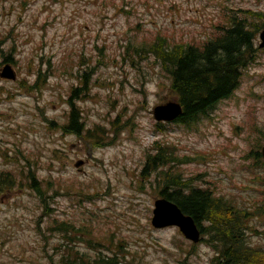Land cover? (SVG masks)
I'll return each instance as SVG.
<instances>
[{
	"label": "rangeland",
	"instance_id": "1",
	"mask_svg": "<svg viewBox=\"0 0 264 264\" xmlns=\"http://www.w3.org/2000/svg\"><path fill=\"white\" fill-rule=\"evenodd\" d=\"M244 9L264 12V0H0V68L17 72L0 78V264H81L66 257L73 249L91 261L117 252L118 264H209L214 248L151 225L161 196L144 163L154 141L191 158L177 167L184 178L246 209V242L264 249V48L208 115L164 127L152 117L175 97L147 47L158 37L201 45ZM38 68L50 77L34 89ZM71 86L85 127L107 146L51 124L66 121ZM61 221L81 228L68 243L49 230Z\"/></svg>",
	"mask_w": 264,
	"mask_h": 264
},
{
	"label": "trees",
	"instance_id": "2",
	"mask_svg": "<svg viewBox=\"0 0 264 264\" xmlns=\"http://www.w3.org/2000/svg\"><path fill=\"white\" fill-rule=\"evenodd\" d=\"M243 13L241 16L230 15L229 25L220 26L217 35L201 48L170 43L165 37H158L156 42L147 47L154 55V62L160 64V69L163 68L168 75L169 89L182 106V123H190L208 115L220 100L230 97L239 85L243 69L255 62L259 51L255 43L258 32L264 27V12L243 10ZM126 48L129 50V46ZM147 48L142 46V50L135 52L141 56L140 53L146 52ZM10 60V56L4 58L5 62ZM42 71L45 68H38L36 80L45 82L47 73L40 74ZM87 79L85 73L82 77L84 87ZM31 87L34 88L35 85ZM69 106L67 124L61 127L62 130L76 135L85 133L84 135L94 138L97 145H107L106 139H99L85 129L79 110L71 101ZM156 143L157 141L153 146L155 152L147 153L144 170L151 168L154 171L159 196L174 202L182 212L193 217L203 233L210 234V240L203 238L204 243L216 250L209 264H264V249L254 248L246 242L245 221L248 211L239 209V212L232 201L224 196L210 191L209 187H197L184 178L177 167L185 163L186 158H191L185 156V159H178L172 154V150L165 153L162 149L166 146ZM27 181L28 187L36 192L41 206L47 208L48 200L37 186L35 178L28 176ZM59 224L49 227V230L61 231L67 243L69 238L65 234L81 229L67 221ZM100 247L108 249L103 244ZM71 255L74 256V261L81 264H118L119 261L116 252L113 256H108L99 250L92 261L86 254H80L75 249L66 257L70 259Z\"/></svg>",
	"mask_w": 264,
	"mask_h": 264
},
{
	"label": "water",
	"instance_id": "3",
	"mask_svg": "<svg viewBox=\"0 0 264 264\" xmlns=\"http://www.w3.org/2000/svg\"><path fill=\"white\" fill-rule=\"evenodd\" d=\"M259 48L264 47V28L258 34ZM0 75L5 78H14V74L9 65H6ZM182 114L181 105L175 101H168L164 104L156 105L153 108V116L157 121H173ZM261 155L264 160V145L261 147ZM81 162H78L80 164ZM153 217L151 223L156 228L168 225H176L182 234L193 242L199 240V230L190 215L182 213L180 208L173 202L161 198L154 202Z\"/></svg>",
	"mask_w": 264,
	"mask_h": 264
}]
</instances>
